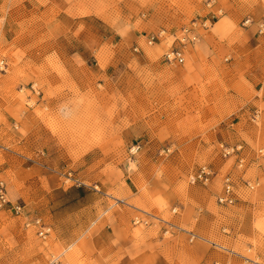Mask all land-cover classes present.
<instances>
[{"label":"rangeland","instance_id":"rangeland-1","mask_svg":"<svg viewBox=\"0 0 264 264\" xmlns=\"http://www.w3.org/2000/svg\"><path fill=\"white\" fill-rule=\"evenodd\" d=\"M207 3L0 0V264H264V0Z\"/></svg>","mask_w":264,"mask_h":264},{"label":"built area","instance_id":"built-area-1","mask_svg":"<svg viewBox=\"0 0 264 264\" xmlns=\"http://www.w3.org/2000/svg\"><path fill=\"white\" fill-rule=\"evenodd\" d=\"M213 3V0H208L207 5L210 6ZM264 30V24H260V31L262 32ZM164 34V31H160L156 35H151L146 38V42L148 44L154 43V41L162 37ZM136 50V49H135ZM165 58L169 62H175V63H182L184 61V52L181 48L179 47H174L171 48L169 51H167L164 54ZM7 67V63L3 58H0V70H5ZM138 145L132 146L131 150L137 148ZM211 170L206 167L205 165L201 166L197 172L195 173L196 177L198 179H201L203 182H206L209 178V175L211 174ZM195 177V178H196ZM194 175H192V180L194 181ZM223 188L221 193L217 196V201L219 203H232L234 200V186H233V181L231 179L230 174L226 173L223 176ZM246 186L249 188H253L255 186V182L251 181H246ZM0 207L1 208H8L12 210L15 214L17 215H22L23 214V206L16 202V201H11L8 198L7 195V186L6 183L3 179H0ZM174 211L176 208L173 209ZM25 220L26 226L32 224L33 226H36L37 231L40 235L46 234L49 231V226H46L38 216H31L28 217L26 215H23ZM136 222L140 221V218L135 219ZM143 222L146 223V219L142 220ZM192 237L194 236L193 234L191 235Z\"/></svg>","mask_w":264,"mask_h":264},{"label":"crops","instance_id":"crops-1","mask_svg":"<svg viewBox=\"0 0 264 264\" xmlns=\"http://www.w3.org/2000/svg\"><path fill=\"white\" fill-rule=\"evenodd\" d=\"M189 251H191V255L193 256L192 258H190V260H197L198 259V257L200 256V255H202V254H198V255H196L195 253H194V249L193 248H191V249H189ZM141 255H140V257L142 256V255H147V253H145V254H143V253H140ZM210 254H212L213 255V251H212V253L209 251L208 253H207V256H210ZM190 255V254H189ZM142 260V259H141ZM155 260H156V264H159L161 261H162V259L161 258H155Z\"/></svg>","mask_w":264,"mask_h":264}]
</instances>
